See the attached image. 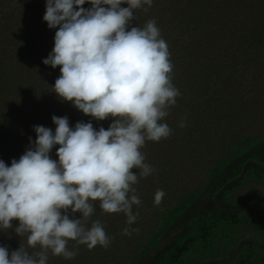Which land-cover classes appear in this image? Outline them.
<instances>
[{
  "label": "trees",
  "instance_id": "obj_1",
  "mask_svg": "<svg viewBox=\"0 0 264 264\" xmlns=\"http://www.w3.org/2000/svg\"><path fill=\"white\" fill-rule=\"evenodd\" d=\"M46 4L47 0H0V160L9 167L13 159L18 161L34 147V126L50 128L55 134L54 115L67 117L73 130L77 122L107 130L115 119L98 121L55 93L60 66L53 68L43 61L54 49L58 28L50 29L43 19ZM83 7L92 5L86 2ZM134 16L131 26L156 21L171 54L172 83L181 93L161 121L172 134L159 142L146 141L141 149L145 163L156 171L134 185L141 205L133 206V214L139 216L132 227L139 228L150 210L156 212L157 223L135 249L142 232L123 235L125 214L103 213L99 201L93 202L95 213L88 227L99 220L111 238L110 246L89 250L69 241L70 249L78 247V255L66 260L49 253L48 264H201L232 255L246 236L264 247V229L254 218L258 194L250 195L240 213L226 211L214 201L215 194L241 174L246 162L253 160L264 168V112L260 109L264 104L260 91L264 87V0H153L147 12L136 9ZM182 120L183 128L178 126ZM215 145L227 155L210 158ZM59 147H53L51 159L58 161ZM187 164L188 173H183ZM198 169L200 179L192 186L183 183L185 176ZM253 187L264 194V173L249 165L220 201L240 208ZM158 189L165 196L156 206ZM167 199H175L174 204ZM259 218L264 223V204ZM18 226L14 220L13 228L0 229V246L7 247L9 256L22 243L26 246V236L14 230ZM215 264H264V252L246 242L233 261Z\"/></svg>",
  "mask_w": 264,
  "mask_h": 264
},
{
  "label": "clouds",
  "instance_id": "obj_2",
  "mask_svg": "<svg viewBox=\"0 0 264 264\" xmlns=\"http://www.w3.org/2000/svg\"><path fill=\"white\" fill-rule=\"evenodd\" d=\"M86 2L90 9L83 7ZM152 4L47 0L43 19L58 30L54 49L43 63L60 66L55 93L98 121L115 119L107 130L97 131L91 122H77L73 130L67 117L54 115L55 134L34 126V147L18 161L13 159L10 167L0 160V229H11L18 220L14 230L26 236V246L22 243L10 256L7 247L0 246V264H48L49 253L71 260L79 249H70L69 241L89 250L107 249L111 238L102 223L94 220L88 227L96 201L103 213L125 214L123 235L139 233L132 227L139 216L133 206L141 205L134 185L156 171L145 163L141 149L146 141L159 142L172 134L161 121L181 95L172 83L171 54L156 21L131 26L134 10L147 12ZM178 126L186 124L182 120ZM55 145L60 146L58 161L50 158ZM164 196L158 189L154 204L159 206ZM76 213L81 218H75Z\"/></svg>",
  "mask_w": 264,
  "mask_h": 264
},
{
  "label": "water",
  "instance_id": "obj_3",
  "mask_svg": "<svg viewBox=\"0 0 264 264\" xmlns=\"http://www.w3.org/2000/svg\"><path fill=\"white\" fill-rule=\"evenodd\" d=\"M249 165H254V166L258 169L259 172L264 173V168L260 167L255 161L250 160V161L246 162V163L244 164V166H243V169H242V171H241V174H240L237 178H235V179L231 180L230 182L226 183V184H225V185H224V186H223V187H222V188H221V189L215 194L214 201H215V203H216L220 208H222V209H224V210H226V211L235 212V213H240V212L244 211V210L247 208L248 203H249V197H250V195H251L252 193H256V194H258V195H259V203H258V205H257V207H256L255 212H254V218H255L256 223H257L260 227H262V228L264 229V223H263V222L260 220V218H259L260 210H261V208H262V206H263V204H264V194H263V192H262L259 188H257V187H253V188L249 189V190L246 192L244 203H243V205H242L240 208L227 207V206H225L224 204H222L221 201H220V196H221V194H222V193H223V192H224V191H225V190H226L231 184H234V183L240 181V180L244 177V175H245V173H246V170H247V167H248ZM246 242H250V243H252L257 249H259L260 251L264 252V247H263L262 245H260V244L258 243L257 240H255V239H254L253 237H251V236H246V237H243L242 239L239 240V242L237 243L236 248H235V250H234V252H233L232 255H230V256H228V257L209 259V260H207V261H205V262H203V263H201V264H215V263H228V262H231V261H233V260L238 256V254H239V252H240V250H241L242 245H243L244 243H246Z\"/></svg>",
  "mask_w": 264,
  "mask_h": 264
},
{
  "label": "rangeland",
  "instance_id": "obj_4",
  "mask_svg": "<svg viewBox=\"0 0 264 264\" xmlns=\"http://www.w3.org/2000/svg\"><path fill=\"white\" fill-rule=\"evenodd\" d=\"M260 91L264 92V87ZM260 109H261V111L263 110V112H264V104L260 107ZM235 125H236L235 130L236 129L239 130L240 125L239 124H235ZM227 140H228V138H227ZM221 155H225V151L223 150V148L220 145H215L214 150H213V154L210 156V158L218 159L219 156H221ZM186 163H188V161ZM189 163H190V161H189ZM188 165L189 164L185 165V170L183 171V173H188V170H186V167L189 168ZM190 166L192 167V165H190ZM200 175H201L200 169H198V170L193 172V175L185 176L183 178V183L188 182L189 185L192 186V184H194L198 179H200ZM167 200L169 202V199H167ZM174 202H175V199H171V201L169 202V205H170V203H171V205L174 204ZM155 214H156V212L154 213V210H150V211H148L147 215L144 216L145 218L142 220L141 225H139L140 231L142 233L139 235L140 239L138 240V243L136 244L135 249L138 248V246H140V244L142 242H144L149 237L150 232H152V230L154 229V226L157 223V219L155 217ZM121 254L123 255V253H121Z\"/></svg>",
  "mask_w": 264,
  "mask_h": 264
}]
</instances>
